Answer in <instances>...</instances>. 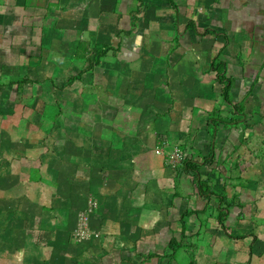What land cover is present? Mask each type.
<instances>
[{
    "label": "crops",
    "instance_id": "obj_1",
    "mask_svg": "<svg viewBox=\"0 0 264 264\" xmlns=\"http://www.w3.org/2000/svg\"><path fill=\"white\" fill-rule=\"evenodd\" d=\"M87 13L89 18L82 16ZM8 18L19 25L50 18L52 26L71 33L89 27L106 33L112 43L101 54L116 60L110 74L126 92L113 96L109 113L96 115L102 126L69 129L59 135L66 139L61 144L53 139L23 145L24 164L34 163L24 170L34 169L19 182L24 170L16 166L18 176L7 168L10 179H17L14 191L9 180L2 182L7 189L0 192V247L15 252L1 248L0 264H199L187 242L202 241L207 225L214 231L209 219L222 205L228 229L219 228L220 238L236 245L230 232L241 235L246 210L260 199L255 201L241 177L222 170L220 156L228 138L235 154L236 137L246 145L252 133L264 136V0H0V40L8 37L1 31ZM144 96L148 99L138 103ZM149 99L157 102L152 108ZM242 120L250 124L240 130ZM208 123L221 135L212 136ZM180 142L197 163L186 170L212 187L211 196L201 194L192 173L170 168L164 154L154 153L158 145L171 150ZM88 206L97 236L74 241L78 216ZM22 228L26 246L4 240ZM191 231L199 235L190 240ZM39 232H47V245L39 244ZM259 237L245 251L250 264H264Z\"/></svg>",
    "mask_w": 264,
    "mask_h": 264
},
{
    "label": "rangeland",
    "instance_id": "obj_2",
    "mask_svg": "<svg viewBox=\"0 0 264 264\" xmlns=\"http://www.w3.org/2000/svg\"><path fill=\"white\" fill-rule=\"evenodd\" d=\"M82 16L85 18L88 16L87 18H89L91 15L87 13V15L83 14ZM32 17L33 15L31 14L30 18ZM47 19L50 18L41 19L45 22L41 23V25L33 24L35 19L33 21L30 20L31 24L19 25L15 24L14 19L10 21V18H8V23L4 24L1 29L3 36H8L5 41L0 40L1 193L7 189L2 186L4 180H9L8 188H11L10 191H14L16 187L14 185L17 177L15 180H11L7 168L14 169L13 175L19 176V173L15 172L16 166L19 167L20 171H23L24 167L28 166L29 163L34 164L32 160L24 164L23 145L25 147H31L32 145L37 147L41 144L47 145L53 142V139L54 144H61L63 143L62 139L64 140L65 138L59 135H63V132L65 133L69 129H78L79 126L84 129L93 128L96 124H99L96 121L97 116L102 115L101 113H109L106 110L114 106L115 98L113 96L119 98L126 92L125 86L121 87L117 83V78H113V73L110 74L111 65L115 64L116 60L110 55L101 54L103 49V52L106 50L110 51L108 45L110 46L112 43L106 39L108 37L106 33L103 34L101 31H97L98 33L95 34L90 32L91 27H89L81 29V32L75 31L77 34L75 35V32L71 33L54 25L52 26V20ZM108 29L110 30V28ZM109 30L106 31L110 33ZM16 32H20V34ZM69 47H72V49L70 50ZM167 54L170 55V53ZM165 57L168 58V56ZM73 83H77L75 86H80L78 93H74L77 89L71 85ZM138 84L141 86L143 82L141 81ZM139 89H142V87ZM140 92H143V90H140ZM149 92L152 91L150 90ZM89 93L94 95L92 96ZM97 93H100V95L96 96L95 94ZM165 93H162L163 97ZM163 97L161 100H163ZM147 99L148 96H144L141 99L138 98V103L141 104ZM152 103L156 104L157 102L149 99L151 108L153 106ZM79 113L83 114L82 117L86 125H82V122L79 121L81 120ZM93 116H95L94 119L92 118ZM151 117L153 118L152 110L149 111L148 119ZM241 122L242 127H240V130L250 124H247L244 120ZM222 126L228 127L226 124H217L215 127L218 129ZM207 127L209 128V133H212V136L215 135L217 130L214 132L209 123ZM198 128L197 125L193 124L191 132H196ZM145 129L146 125L144 124L143 131ZM143 131L141 135H143ZM225 131L230 133L229 129H225ZM177 134L181 135L180 132ZM177 134L172 135L173 141H176ZM216 135H221V133L217 131ZM227 141L222 150L226 154L221 152L220 156V160L222 161L223 157V162L225 163L222 170L229 171L232 174V178H235V176L241 177V184L244 185V188H246V185L250 188L252 187L249 192H253L255 201L260 200L258 202L254 201L255 203L253 204L250 203L252 208L246 210L242 222L247 225L241 231V235L238 237L239 233L237 234L236 231L230 232L233 238H238L234 240L237 241L236 245L229 242L230 239L227 236L225 239L220 238L223 236H221L219 228L222 227L224 230L228 228H224L226 224L225 208L222 205L218 207V210L216 209V217L209 219V224L216 227H214V231H209L210 228L207 225L208 227L205 226L206 228L204 227V230H201L200 233L202 241L187 242V250L193 252L192 256L196 258L199 264H250L248 260H244L245 251L248 250L249 245L255 243L257 238H260V234L264 241V136L256 137L252 133L246 145H239V139L236 137L234 139L235 151L238 150L240 154H234L229 138ZM173 146H177V144ZM162 152L166 156L167 161L171 152L170 148L168 150L165 148ZM239 156L242 158L240 159ZM215 160L213 159L212 163ZM33 169L31 167L30 171H26L27 168H25L24 172L20 174V179L18 177L19 182L25 181V179H22L23 177H30ZM253 182H256L258 186L253 185ZM255 186L258 188L253 189ZM168 188L170 189V186ZM239 188L241 187L239 186ZM255 191L259 192L255 193ZM231 192L235 194L234 192H237V190L235 191L232 188ZM234 206L238 205L235 203ZM89 209L90 207L88 206L86 210ZM17 222L18 220L15 223ZM219 224L221 226L218 227ZM22 229H24V232L14 230L13 235L15 236L7 233L4 240H19L17 243L18 247L19 245L26 246L28 244L27 240L21 239L25 233V228ZM211 232L216 235V238L211 235ZM187 234H189L190 240L194 236L199 235L198 233L194 234L193 231ZM46 235L47 232H39L38 239L41 246L47 245ZM175 235L178 236L180 234L176 233ZM211 238L212 241H210ZM6 248H2V251H7L11 254L15 252V250ZM200 250H203L201 251L202 253H195ZM28 251L30 252V250ZM9 253L7 255H10ZM203 254L208 258L202 259ZM240 254H242V258L239 259L238 256ZM6 262L11 261L6 260Z\"/></svg>",
    "mask_w": 264,
    "mask_h": 264
},
{
    "label": "built area",
    "instance_id": "obj_3",
    "mask_svg": "<svg viewBox=\"0 0 264 264\" xmlns=\"http://www.w3.org/2000/svg\"><path fill=\"white\" fill-rule=\"evenodd\" d=\"M163 145H159L154 149L156 155H163ZM181 153L178 146H173L169 154L167 164L170 168L175 169L181 163ZM89 210H84L78 216L75 228L73 230L74 241H86L97 236V233L89 225Z\"/></svg>",
    "mask_w": 264,
    "mask_h": 264
},
{
    "label": "trees",
    "instance_id": "obj_4",
    "mask_svg": "<svg viewBox=\"0 0 264 264\" xmlns=\"http://www.w3.org/2000/svg\"><path fill=\"white\" fill-rule=\"evenodd\" d=\"M185 145V144H184ZM184 145H177L178 146V148H179V150H180V153H181V156H182V158H181V163H180V165L179 166H177L175 169L176 170H181V169H183V170H185V172L187 171L186 170V167L187 166H189L190 168H191V163H196L195 161H193V158L191 159V154H187L185 151H186V147H184ZM201 155V154H200ZM201 158V160H207V156H204V155H201L200 156ZM193 163V164H194ZM197 164V163H196ZM196 164H194V167H197V165ZM192 168H193V166H192ZM192 168L190 169L191 171H192ZM189 169V168H188ZM196 170H197V168H196ZM191 171H187V172H190V173H192L193 175H194V178H193V181H194V183L196 184V186H197V188L199 189V191L201 192V194L203 195V196H211L212 194H214L213 192H212V187L210 186V185H208L206 182H205V180H202V179H199L198 177H197V173L195 174L194 172H191Z\"/></svg>",
    "mask_w": 264,
    "mask_h": 264
}]
</instances>
